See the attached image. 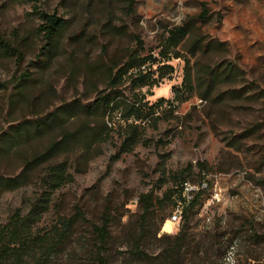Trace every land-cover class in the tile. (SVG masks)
Masks as SVG:
<instances>
[{"label": "rangeland", "instance_id": "obj_1", "mask_svg": "<svg viewBox=\"0 0 264 264\" xmlns=\"http://www.w3.org/2000/svg\"><path fill=\"white\" fill-rule=\"evenodd\" d=\"M127 5L128 0H0V35L23 52L20 62L0 57V83L8 85L0 90V145L9 126L57 115L62 107L73 111L65 119L59 116L51 130L9 144L0 155V176L6 179L16 178L35 160L20 188H0V225L16 212L25 214L49 191L46 167L64 164L71 180L50 194L38 228L60 223L76 210L84 221L51 264H85L83 244L92 240L91 225L104 215L109 219V264H167L161 255L180 223L171 224L170 232L164 227L185 179L207 188L190 218L181 264H264V0H134L133 11ZM203 9L209 19L199 25L200 34L226 50L183 56L194 70L231 62L239 76L211 89L206 99L196 91L179 96L185 62L160 63V45L166 29ZM34 10L68 21L46 66L37 59L42 42ZM130 55L151 60L116 91L148 117L136 122L132 149L120 154L131 130L122 111L101 121L74 109L107 90L106 69L121 67ZM20 74L34 79L22 95L9 84ZM159 100L164 104L157 107ZM90 129L100 131L95 143L74 142ZM63 133L72 140L37 164ZM214 188L221 201L206 207ZM169 192L170 200L164 197ZM149 193L155 208L144 222L143 258L132 260L127 233L139 222V198ZM229 252V261L223 260Z\"/></svg>", "mask_w": 264, "mask_h": 264}, {"label": "trees", "instance_id": "obj_2", "mask_svg": "<svg viewBox=\"0 0 264 264\" xmlns=\"http://www.w3.org/2000/svg\"><path fill=\"white\" fill-rule=\"evenodd\" d=\"M133 1L128 0L127 8L129 11H133ZM33 13L38 18L37 33L42 42L37 59L42 58V65L46 66L56 54L58 42L66 30L68 21L55 13H39L36 10ZM208 19L209 15L203 9L198 15L186 18L179 26L166 29L162 38L158 54L161 60L160 63L168 62L171 59H181L185 62L184 77L178 94H189L196 91L201 98L206 99L207 95L212 91L211 89L217 88L226 82H232L239 76V69L231 62H223L215 67H199L194 70L191 67L189 58L186 59L183 56L184 52L190 58H194L196 55L205 56L226 50L223 43L208 40L200 34L199 25L205 24ZM0 57L20 62L23 59V52L0 35ZM146 58L139 59L137 56L130 55L121 67L107 68L105 71V79L108 84L107 90L99 93L88 106L74 109L75 113L81 111L86 116L90 118L97 117L101 121L108 114L122 111L126 128L131 130L122 140V145L119 149L120 154L127 153L132 149L137 140V136L134 133L137 128L136 122L146 119L148 113L143 114L139 104L136 106L134 102L120 98L121 95L116 90L126 77L132 80L136 73H141L140 69L145 65V61L151 60V57ZM162 67L166 68L165 65ZM32 83H34V79L30 75L20 74L18 77L13 78L9 84L12 85L18 95H22ZM142 85L145 86V83L143 82ZM7 87V84L0 83V90ZM236 94L233 93V95ZM163 104L164 101L159 100L157 107ZM58 112L57 115L49 113L44 118L39 119V121L26 120L18 125L9 126L2 134L3 143L0 145V155H4L9 151L11 147L9 144H20L25 140L32 139L42 133V131H49L54 126H57L61 121L59 116L65 119L68 115L73 114L72 109H67L66 107H62ZM151 114H154V112ZM129 120H131L130 123H128ZM86 128H88V125ZM100 136V131L90 129L88 133L85 131L82 136L78 135L73 140L74 142L82 140V142L90 144L95 143ZM60 138L61 140H57V144L53 143L49 146L45 151L44 158L38 161L37 164H43L47 161L52 153L61 148L63 142L68 143V141L72 140L65 133L61 134ZM33 165H35V160L31 159L26 163L24 171L16 178L6 179L0 176V188L5 190L20 188L27 178L25 171ZM44 173V183L49 191L31 203L25 214L16 212L9 217L5 224L0 225V264H51L71 240L77 226L84 221L80 210H76L73 216L40 231L38 223L42 215L48 211L50 194L71 180V176L64 169V164L48 166L45 168ZM184 180L180 183L176 198L180 197L182 185L185 183ZM172 193L169 192L164 197L170 200ZM203 193L204 191L199 192L184 207L179 231L171 237L172 244L167 246L161 255L167 264H181V250L188 238L189 221L194 214L195 208L199 207L198 202ZM139 207L141 210L139 222H137L133 231L127 233V241L130 242L129 256L132 260L137 261L143 258L140 248L143 239L146 237L144 222L151 216L152 210L155 208L151 193L142 195L139 198ZM164 220L165 217H162L160 222L163 223ZM108 224L109 219L104 215L99 224L91 225L93 238L88 240L89 243L83 244L85 246L83 247V250H85V264H109L107 252L110 229ZM195 248L200 249V246L196 244ZM73 256L75 255H70L69 259L73 260L71 258Z\"/></svg>", "mask_w": 264, "mask_h": 264}, {"label": "built area", "instance_id": "obj_3", "mask_svg": "<svg viewBox=\"0 0 264 264\" xmlns=\"http://www.w3.org/2000/svg\"><path fill=\"white\" fill-rule=\"evenodd\" d=\"M207 188V184L204 182H201L199 185H193L191 183L185 182L182 185L180 197L176 200V204L174 207V210L167 220L170 222L173 226L179 225L184 207L193 200V198L201 191H204ZM221 201V194L220 191L216 188L213 189L212 194L210 196V199L205 205L206 207L210 206L213 203H218ZM205 207V208H206Z\"/></svg>", "mask_w": 264, "mask_h": 264}, {"label": "bare ground", "instance_id": "obj_4", "mask_svg": "<svg viewBox=\"0 0 264 264\" xmlns=\"http://www.w3.org/2000/svg\"><path fill=\"white\" fill-rule=\"evenodd\" d=\"M171 226H172L171 223H170V222H167L164 228L169 227L168 232H170V230H171ZM230 255H231V252L227 253V256H226V257H223V260H228V258L230 257ZM228 261H229V260H228ZM228 261H227V262H228ZM221 262H222V261H221Z\"/></svg>", "mask_w": 264, "mask_h": 264}]
</instances>
